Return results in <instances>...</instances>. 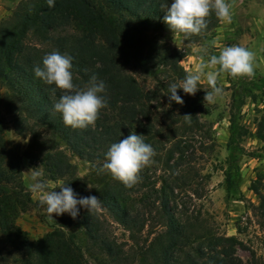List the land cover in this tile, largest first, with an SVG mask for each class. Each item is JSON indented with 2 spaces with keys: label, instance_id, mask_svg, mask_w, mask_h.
<instances>
[{
  "label": "trees",
  "instance_id": "obj_1",
  "mask_svg": "<svg viewBox=\"0 0 264 264\" xmlns=\"http://www.w3.org/2000/svg\"><path fill=\"white\" fill-rule=\"evenodd\" d=\"M168 3L55 0L50 9L46 0H21L0 23V236L7 246L0 250V264H241L235 255L240 242L212 234L194 210L202 191L196 188L199 175L189 149L191 143L204 147L205 139L212 147L214 140L212 126L200 117L203 85L195 96L178 90L183 105L169 104L165 96L168 84L188 75L180 65L184 51L160 39L171 32L163 23ZM219 21L212 13L201 34L179 35L185 45L194 44ZM52 51L73 58V83L79 87L92 75L105 82L108 107L94 126L72 129L54 112L62 90L53 93L55 86L33 73ZM6 115L17 134L29 137L33 154L27 158L42 161L51 180L70 183L79 196H97L99 209H82L75 220L59 216L56 227L37 242L15 228L13 216L33 203L22 182L19 154L2 142ZM133 132L145 136L156 155L132 188L95 167L88 189L87 178L77 176L58 146L61 142L80 160L101 166L110 145ZM225 183L230 190V171ZM252 191L258 199L253 208L264 220V193ZM113 226L127 233L126 242L117 241ZM253 260L264 264V256Z\"/></svg>",
  "mask_w": 264,
  "mask_h": 264
},
{
  "label": "rangeland",
  "instance_id": "obj_2",
  "mask_svg": "<svg viewBox=\"0 0 264 264\" xmlns=\"http://www.w3.org/2000/svg\"><path fill=\"white\" fill-rule=\"evenodd\" d=\"M21 0H0V23L6 20ZM231 6L230 23L219 21L217 26L201 36L194 44H184L177 33L163 34L160 39L167 46L181 49L185 56L180 65L188 73L195 71L198 64L207 63L211 55H218L226 46H243L254 54V75L233 78L222 74L218 85L222 95L214 103L205 104L204 95L210 91L206 79L200 84L204 111L202 121L212 126V138L202 140L204 147L191 143L193 165L199 178L195 184L201 190L202 197L194 200V210L200 213L204 226L214 235L235 237L241 244L236 246L235 255L241 264H254V259L264 256V220L254 210L258 199L252 189L264 193V0H226ZM207 49V55L201 49ZM2 142L7 148H13L21 158V178L29 191L32 205L23 213L13 216V225L25 237L37 242L56 227L57 216L48 219L40 204L39 195L29 189V169L40 166L42 179L49 190L62 185L61 180H51L42 161L28 159L29 137L17 134L9 118L4 116ZM197 142V141H196ZM58 146L71 164L76 168L78 177H86L88 189L93 180L95 166L80 160L65 148L61 142ZM207 146V148H206ZM97 167V168H95ZM230 171L232 187L226 189L225 173ZM72 230L81 233L78 225ZM119 242L128 240L127 233L119 227L111 229ZM7 246L0 236V250Z\"/></svg>",
  "mask_w": 264,
  "mask_h": 264
},
{
  "label": "clouds",
  "instance_id": "obj_3",
  "mask_svg": "<svg viewBox=\"0 0 264 264\" xmlns=\"http://www.w3.org/2000/svg\"><path fill=\"white\" fill-rule=\"evenodd\" d=\"M46 2L50 9L55 7V0ZM163 7L167 9L163 23L172 33L186 37L201 34L207 28V18L212 13L222 22L230 23L232 18L231 6L226 0H170ZM201 52L208 54L206 48L201 49ZM72 59L70 55L52 51L42 58L40 65L33 67V73L44 84L54 85L53 93L56 89L62 90L63 94L53 105V110L61 115L65 126L86 129L94 126L101 110L108 107L105 99L106 84L95 75L89 78L84 87L74 84ZM225 73L233 78H251L254 75L253 52L238 45L223 47L218 55H211L207 63L198 64L195 71L186 75L182 81L168 84L165 96L169 104L174 102L183 105L184 100L178 95V90L188 96H195L200 90L201 80L206 79L210 91L205 92L204 103H214L222 95L218 79ZM183 118L188 120L191 117ZM144 138L145 136L133 132L112 143L98 170L107 171L126 188L135 186L140 182L141 170L152 164L156 155L152 145L146 143ZM27 174L29 189L39 195L40 204L50 220L54 221L53 215L59 217L64 214L75 220L82 209L92 212L101 205L100 199L95 195L79 196L69 186L70 183L60 185L59 191L49 190L48 184L41 178L40 166L29 169Z\"/></svg>",
  "mask_w": 264,
  "mask_h": 264
}]
</instances>
